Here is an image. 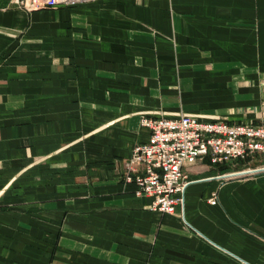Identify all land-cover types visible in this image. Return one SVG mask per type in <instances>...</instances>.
Masks as SVG:
<instances>
[{"label": "crops", "instance_id": "obj_1", "mask_svg": "<svg viewBox=\"0 0 264 264\" xmlns=\"http://www.w3.org/2000/svg\"><path fill=\"white\" fill-rule=\"evenodd\" d=\"M177 114L264 125V0H0V264H264V173L197 163L173 214L126 182Z\"/></svg>", "mask_w": 264, "mask_h": 264}, {"label": "built area", "instance_id": "obj_2", "mask_svg": "<svg viewBox=\"0 0 264 264\" xmlns=\"http://www.w3.org/2000/svg\"><path fill=\"white\" fill-rule=\"evenodd\" d=\"M12 1L38 10L92 0ZM141 124L151 131V137L148 143L134 147L125 180L135 183L138 196L152 199L153 211L173 214L177 206L184 210L185 191L192 183L187 169L197 163L209 160L212 165L227 167L219 176L224 179L264 173L263 124L232 123L198 114L144 115ZM211 202L216 204L215 198Z\"/></svg>", "mask_w": 264, "mask_h": 264}, {"label": "trees", "instance_id": "obj_3", "mask_svg": "<svg viewBox=\"0 0 264 264\" xmlns=\"http://www.w3.org/2000/svg\"><path fill=\"white\" fill-rule=\"evenodd\" d=\"M216 166V165H214ZM217 168H219L221 171H225L227 169V167H224V166H217Z\"/></svg>", "mask_w": 264, "mask_h": 264}]
</instances>
